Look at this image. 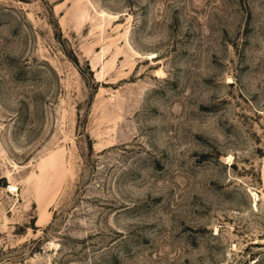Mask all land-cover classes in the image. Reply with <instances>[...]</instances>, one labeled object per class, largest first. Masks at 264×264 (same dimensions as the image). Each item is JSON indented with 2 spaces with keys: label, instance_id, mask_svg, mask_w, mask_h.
Segmentation results:
<instances>
[{
  "label": "rangeland",
  "instance_id": "374dc122",
  "mask_svg": "<svg viewBox=\"0 0 264 264\" xmlns=\"http://www.w3.org/2000/svg\"><path fill=\"white\" fill-rule=\"evenodd\" d=\"M0 264H264V0H0Z\"/></svg>",
  "mask_w": 264,
  "mask_h": 264
},
{
  "label": "built area",
  "instance_id": "2783aa9c",
  "mask_svg": "<svg viewBox=\"0 0 264 264\" xmlns=\"http://www.w3.org/2000/svg\"><path fill=\"white\" fill-rule=\"evenodd\" d=\"M9 191H14V190H16V188L14 187V186H11V185H9ZM15 188V189H14Z\"/></svg>",
  "mask_w": 264,
  "mask_h": 264
}]
</instances>
